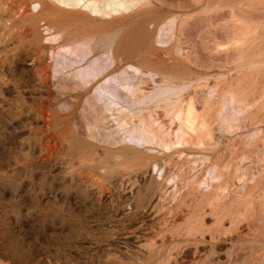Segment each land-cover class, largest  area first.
<instances>
[{
    "label": "rangeland",
    "instance_id": "374dc122",
    "mask_svg": "<svg viewBox=\"0 0 264 264\" xmlns=\"http://www.w3.org/2000/svg\"><path fill=\"white\" fill-rule=\"evenodd\" d=\"M41 1L0 0V264H264V0ZM139 19L172 71L88 106L66 81Z\"/></svg>",
    "mask_w": 264,
    "mask_h": 264
},
{
    "label": "bare ground",
    "instance_id": "6f19581e",
    "mask_svg": "<svg viewBox=\"0 0 264 264\" xmlns=\"http://www.w3.org/2000/svg\"><path fill=\"white\" fill-rule=\"evenodd\" d=\"M136 2L137 1H133V0H42L41 4L44 7V9L54 12V13H58V14L61 13L62 11L58 9L55 3L61 4V5L70 7V8L83 7L84 9L91 10L93 12H97L100 10H106L108 12L116 13L119 10H128L136 6L137 5ZM141 10H143V7ZM102 15H105V14H102ZM152 21L154 20L153 19H149V20L139 19V21L136 24L134 25L131 24L128 27H126V29L123 30V32L119 35L115 48L104 58L99 57L94 60V65H93L94 72H88V71H84L78 68L75 72H73L69 76V80L66 81L65 83L66 86L74 90H77V89L83 90L84 95L86 96L85 101L88 106H91V107L102 106L103 109L108 111V110H111L110 103L108 102V99L104 97L105 87L102 88L100 84L102 80H104L105 78H108L110 74L113 73L117 69V66L120 63L126 64L132 57H139L141 60V66L131 65L130 67H128L130 69H127V71H125V72L132 71L135 74H137V76L139 77L143 73V67H147L148 65H150V63L152 65V63H155V62L159 63L161 66L160 68H156L158 69L157 71L171 72L172 68L165 61L158 60L154 58L153 56L146 54L147 49H149L151 46V41L153 38L152 31L147 27V25L151 23ZM174 21H175L174 18L169 20V24L173 25ZM167 24H168V21H167ZM87 56H88V53H84L83 57L79 59L77 63L78 62L79 63L89 62V59L87 58ZM58 62L60 63V61ZM62 65H63V68H65V67L71 66L72 64L62 63ZM105 80H106L104 82L105 85L114 84V81H111L110 78L105 79ZM140 81H141V78H139V81L134 84V89L131 90L134 95V97L132 98V101L137 100L140 97L143 98L144 93H136V89L140 85L139 84ZM92 90H95L94 94H89L90 91ZM119 95H120V91L118 89L116 90L115 96L119 97ZM145 131L147 133L149 132V129H145ZM136 139L138 140V142L137 143L134 142L135 143L134 145H136L137 147L140 145H144V143L146 142V135L144 133H140ZM165 145L167 146L169 145V143ZM133 156H134L135 162L142 163V160H143L142 153H140L139 151H134ZM155 168L152 169V173L156 171V174L159 172V175L161 176L160 171L162 172V170L159 167L157 169Z\"/></svg>",
    "mask_w": 264,
    "mask_h": 264
}]
</instances>
